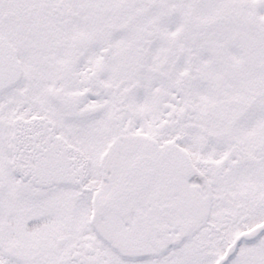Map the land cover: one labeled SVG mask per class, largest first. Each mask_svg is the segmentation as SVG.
I'll list each match as a JSON object with an SVG mask.
<instances>
[{
  "label": "snow or ice",
  "instance_id": "6c2138e0",
  "mask_svg": "<svg viewBox=\"0 0 264 264\" xmlns=\"http://www.w3.org/2000/svg\"><path fill=\"white\" fill-rule=\"evenodd\" d=\"M0 264H264V0H0Z\"/></svg>",
  "mask_w": 264,
  "mask_h": 264
}]
</instances>
